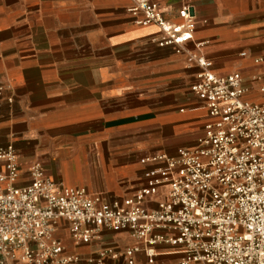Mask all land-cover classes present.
Wrapping results in <instances>:
<instances>
[{
	"label": "crops",
	"instance_id": "1",
	"mask_svg": "<svg viewBox=\"0 0 264 264\" xmlns=\"http://www.w3.org/2000/svg\"><path fill=\"white\" fill-rule=\"evenodd\" d=\"M151 1L173 22L192 3L194 37L205 42L213 71H239L245 98L261 99L253 78L264 72L254 62L264 53V0ZM129 4L0 0V146L16 150V185L28 183L29 165L39 162L53 180L110 202L143 184L141 159L196 144L211 119L189 89L197 68L152 42L157 28L135 24ZM57 234L79 256L75 264H128L124 250L142 245L127 231L101 229L87 244H75L65 223ZM107 248L117 256L100 258ZM180 256L159 242L151 262L139 251L132 264H174Z\"/></svg>",
	"mask_w": 264,
	"mask_h": 264
},
{
	"label": "built area",
	"instance_id": "2",
	"mask_svg": "<svg viewBox=\"0 0 264 264\" xmlns=\"http://www.w3.org/2000/svg\"><path fill=\"white\" fill-rule=\"evenodd\" d=\"M127 12L135 24L157 28L152 42L197 68L189 89L210 121L193 147L141 159L148 163L143 184L110 202L53 180L39 162L29 165L28 183L16 185V150L0 146V264L77 263L57 234L61 223L75 244L89 243L101 229L129 232L142 245L124 250L128 264L139 251L151 262L159 242L177 246L174 264H264V72L253 78L259 101L245 98L239 71L215 73L201 52L205 42L194 37L192 3L178 9L177 22L151 0H130ZM254 62L264 66V53ZM105 255L117 256L111 248L99 257Z\"/></svg>",
	"mask_w": 264,
	"mask_h": 264
}]
</instances>
